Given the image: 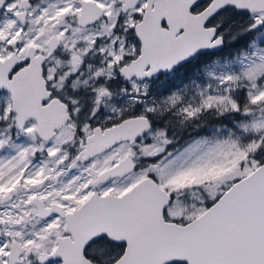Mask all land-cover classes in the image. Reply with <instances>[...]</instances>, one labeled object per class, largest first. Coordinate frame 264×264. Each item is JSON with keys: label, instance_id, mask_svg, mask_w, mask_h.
Returning a JSON list of instances; mask_svg holds the SVG:
<instances>
[{"label": "snow or ice", "instance_id": "snow-or-ice-1", "mask_svg": "<svg viewBox=\"0 0 264 264\" xmlns=\"http://www.w3.org/2000/svg\"><path fill=\"white\" fill-rule=\"evenodd\" d=\"M0 264H264V0H0Z\"/></svg>", "mask_w": 264, "mask_h": 264}]
</instances>
